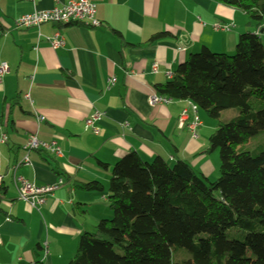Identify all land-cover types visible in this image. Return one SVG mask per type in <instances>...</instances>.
I'll return each instance as SVG.
<instances>
[{"label":"crops","instance_id":"obj_1","mask_svg":"<svg viewBox=\"0 0 264 264\" xmlns=\"http://www.w3.org/2000/svg\"><path fill=\"white\" fill-rule=\"evenodd\" d=\"M70 1L0 0V63L9 68L0 83V139L3 133L7 138L0 144V264H67L89 229L86 222L111 217L112 168L129 152L146 162H187L214 182L218 170L207 150L217 126L198 112L201 126L193 139L188 128L177 129L188 101L151 106L149 98L191 54L208 48L232 55L240 35L264 38L244 13L217 0H94L99 27H16L23 15ZM216 24L229 30H215ZM56 32L65 40L58 50L46 40ZM159 33L170 36L148 44ZM113 77L117 82L109 87ZM96 111L103 113L97 125L104 138L85 131V119ZM31 135L56 141L63 157L26 151ZM25 157L30 164H22ZM13 167L38 186L59 178L65 184L37 211L16 200ZM91 182L103 191L80 188Z\"/></svg>","mask_w":264,"mask_h":264},{"label":"trees","instance_id":"obj_2","mask_svg":"<svg viewBox=\"0 0 264 264\" xmlns=\"http://www.w3.org/2000/svg\"><path fill=\"white\" fill-rule=\"evenodd\" d=\"M217 1L264 34V0ZM168 36L159 33L148 44ZM156 92L192 102L217 121L207 151L219 150L218 178L210 182L184 161L146 162L127 153L112 169V218L79 236L67 264H264V150L240 148L264 131L260 33L240 35L233 55L208 48L191 54ZM231 109L238 114L222 122ZM80 188L103 191L98 182Z\"/></svg>","mask_w":264,"mask_h":264},{"label":"built area","instance_id":"obj_3","mask_svg":"<svg viewBox=\"0 0 264 264\" xmlns=\"http://www.w3.org/2000/svg\"><path fill=\"white\" fill-rule=\"evenodd\" d=\"M34 3L35 0H27ZM96 15V4L94 0H72L61 8H54L47 11H35L31 14L23 15L16 21V27L19 29H37L39 30L43 25L47 24H62V25H73V24H84L89 22L93 27H99L101 25L95 17ZM215 30L228 31L229 26L227 25H214ZM46 40L54 50L61 49L65 46L64 37L60 32L54 33L51 37H47ZM158 65L155 64L152 67L153 72H157ZM9 71L6 62L0 63V83L2 77ZM171 78L174 75H170ZM117 82L115 77L109 81V87L113 86ZM29 99V95H26ZM173 100L159 95L157 92L153 93L149 98L151 106L158 104L167 105ZM189 108L181 111L177 129L182 131L188 128L191 132L192 138L197 139V129L201 126L200 119L198 117L199 108L188 101ZM103 117V113L96 111L85 119V131L91 134L104 138V131L97 125ZM7 142L6 134L3 133L0 144ZM26 151H46L55 158H62L63 151L56 141L45 142L39 140L36 136L31 135L24 146ZM22 164L28 165L30 161L28 157H25ZM17 167H13L12 179L17 189L16 200L26 203L32 209L39 211L46 203L47 198L54 192L59 190L65 181L59 178L55 183L51 185L38 186L33 182L26 180L24 177L16 174ZM4 180V175L0 173V188ZM1 200V198H0ZM9 221V220H7ZM47 245L45 244V254H47Z\"/></svg>","mask_w":264,"mask_h":264},{"label":"rangeland","instance_id":"obj_4","mask_svg":"<svg viewBox=\"0 0 264 264\" xmlns=\"http://www.w3.org/2000/svg\"><path fill=\"white\" fill-rule=\"evenodd\" d=\"M263 42H264V38H263ZM199 113H200V115H202L204 117V119H207V121H210V123L212 122L214 125L217 126V121L216 120L209 118L201 110H199ZM237 114H238V110L237 109H231V110L223 111L221 113L220 120L222 122H227L230 119H232L233 117H235ZM240 148L244 149L246 151L255 152V153H258V152L264 150V131L261 132L259 135L251 138L247 144H245L244 146H241ZM210 155H211L212 163H214L216 165V169L218 170V173H216V175L219 176V166H220L219 150L216 149L215 151L211 152ZM113 168H114V166H113ZM104 194H106V193L104 192ZM110 218H112V214H111ZM86 223H87V226H88L87 228H89L88 232L93 231L94 230V226L96 224H98V222H96V221L92 222L91 220H88ZM183 253L185 254V256L189 255L188 252H186V251H183ZM177 257H179V256H177Z\"/></svg>","mask_w":264,"mask_h":264}]
</instances>
